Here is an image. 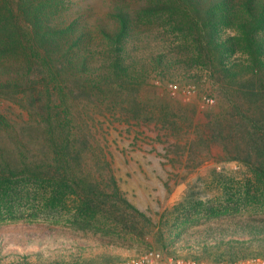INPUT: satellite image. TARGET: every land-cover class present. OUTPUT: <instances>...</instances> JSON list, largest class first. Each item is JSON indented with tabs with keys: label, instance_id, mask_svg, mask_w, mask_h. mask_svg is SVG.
Masks as SVG:
<instances>
[{
	"label": "rangeland",
	"instance_id": "rangeland-1",
	"mask_svg": "<svg viewBox=\"0 0 264 264\" xmlns=\"http://www.w3.org/2000/svg\"><path fill=\"white\" fill-rule=\"evenodd\" d=\"M166 1L83 0L92 5V22H112L119 2L141 16L125 53L136 81L112 85L107 96L85 92L71 103L84 153L109 160L92 163L105 178L90 194L92 204L77 197L81 192L57 199L50 188L47 195L34 187L3 196L0 264H113L150 249L228 261L230 237L264 232V222L253 221L264 218V185L252 181L240 159L245 145L226 122L220 75L177 28L184 14L161 10ZM98 54L102 62L101 48ZM244 57L239 51L229 61ZM253 256H264V248L250 247L237 260Z\"/></svg>",
	"mask_w": 264,
	"mask_h": 264
},
{
	"label": "trees",
	"instance_id": "trees-1",
	"mask_svg": "<svg viewBox=\"0 0 264 264\" xmlns=\"http://www.w3.org/2000/svg\"><path fill=\"white\" fill-rule=\"evenodd\" d=\"M119 3L112 22H92V5L83 0H0V202L37 187L46 195L50 188L57 199L81 192L77 197L92 204L89 196L105 178L96 176L92 163L109 160L84 153L87 143L80 141L71 103L85 92L107 96L112 85L136 81L125 53L141 16ZM161 10L184 14L177 28L215 65L226 122L245 145L240 159L252 181L264 185V0H167ZM225 27L237 33L223 37ZM100 48L102 62L96 59ZM239 51L244 60L230 62ZM225 246L234 262L250 247L264 248V232L230 237Z\"/></svg>",
	"mask_w": 264,
	"mask_h": 264
},
{
	"label": "built area",
	"instance_id": "built-area-1",
	"mask_svg": "<svg viewBox=\"0 0 264 264\" xmlns=\"http://www.w3.org/2000/svg\"><path fill=\"white\" fill-rule=\"evenodd\" d=\"M188 91H195V86L186 87ZM194 89V90H193ZM207 102L212 104L214 100L208 98ZM113 264H264V256H253L239 259L234 262L228 261H207L204 259L173 256L158 249H150L134 256L122 259Z\"/></svg>",
	"mask_w": 264,
	"mask_h": 264
}]
</instances>
